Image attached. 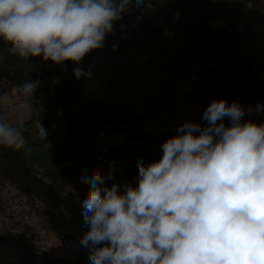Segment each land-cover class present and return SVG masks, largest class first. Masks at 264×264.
Segmentation results:
<instances>
[{"label": "clouds", "instance_id": "obj_1", "mask_svg": "<svg viewBox=\"0 0 264 264\" xmlns=\"http://www.w3.org/2000/svg\"><path fill=\"white\" fill-rule=\"evenodd\" d=\"M132 3L0 0V40L25 61L79 64ZM74 75L88 74L76 68ZM38 86L27 80L17 91L31 98ZM9 100L0 95V104ZM244 115L239 102L213 100L201 116L205 124L184 122L160 145L158 161H138L135 187L109 186L111 169L83 170L89 227L80 244L91 264H264V123L241 122ZM6 121L0 114V147L31 151ZM38 138L47 139L40 123Z\"/></svg>", "mask_w": 264, "mask_h": 264}, {"label": "trees", "instance_id": "obj_2", "mask_svg": "<svg viewBox=\"0 0 264 264\" xmlns=\"http://www.w3.org/2000/svg\"><path fill=\"white\" fill-rule=\"evenodd\" d=\"M263 28L264 0H133L122 18L114 22L112 31L106 34L102 47L88 53L79 64L71 61L53 64L50 60L44 61L42 56L25 61L11 54L8 51L10 45L0 40V84L17 90L27 80L39 81L34 93L43 96L45 112L35 121L40 119L53 130V122L57 120L54 117L62 113L67 122L65 132L60 136L39 139L27 135L26 147L31 151L0 147V182L32 197L46 209L58 210L65 206L75 214V206L83 204L86 196L71 194L64 197L61 188H89L80 182L83 170L91 175L98 169L107 175L111 169L113 179L107 181L108 184L138 181V161L142 160L147 166L158 161L162 152L150 151L130 165L120 163L116 158H103L109 154L93 156L80 166L69 164L64 158V152L75 145V134L95 136L113 126L127 130L130 119L124 113L106 110L96 103L81 106L79 101L85 76L77 78L74 69L86 73L96 58H152L165 54L173 63L192 60L204 69L209 86L215 88L220 99L231 105L232 101L227 97L232 94V89H236L234 82L241 80L248 86L249 81L261 77V73L253 68V55L249 54L247 44L261 36ZM176 45L178 50H174ZM262 99V96L254 98L253 105H262ZM57 140L62 143L58 145ZM0 239L3 238L0 236ZM6 241L21 247L22 255L17 264H38L37 260L43 264H67L39 258L24 236Z\"/></svg>", "mask_w": 264, "mask_h": 264}, {"label": "rangeland", "instance_id": "obj_3", "mask_svg": "<svg viewBox=\"0 0 264 264\" xmlns=\"http://www.w3.org/2000/svg\"><path fill=\"white\" fill-rule=\"evenodd\" d=\"M261 33L253 43L247 44L249 54L253 55V68L261 73V77L249 81L248 86L241 80L234 82L236 89H232V94L227 97L232 102H239L245 110L241 122L264 123V109L258 111L253 105L254 98L261 96L264 105V28ZM86 73L79 104L96 103L106 110L124 113L130 119L127 130L113 126L95 136L75 134V145L64 152L66 161L75 166L105 154L109 156L103 158H116L118 162L130 165L150 151L162 152L160 145L175 136L181 124L187 121L205 124L201 120L204 110L213 100H220L219 93L209 86L203 68L193 64L192 60L173 63L165 54L152 58H96ZM4 93L9 94L10 100L7 105L0 104V114L6 115V122L21 131L24 140L30 134L38 137L39 123L44 126L47 136L56 137L65 132L67 122L62 113L54 117L56 121L51 119L53 130L40 119L35 121L45 112L42 95L33 93L31 98L26 97L0 84V95ZM224 122L229 126L228 118ZM136 124L139 127L133 128ZM56 143L62 142L57 140ZM113 183L138 185V181L109 182L108 185ZM87 191L88 188L80 187L61 188L64 197L71 194L86 196ZM75 207V214L65 206L58 210L46 209L32 197L0 182V236L3 238L0 239V264L19 262L21 247L6 240L23 236L39 258L67 264H91L90 252L80 244L89 226L84 220L82 204ZM37 262L43 264L41 260Z\"/></svg>", "mask_w": 264, "mask_h": 264}]
</instances>
